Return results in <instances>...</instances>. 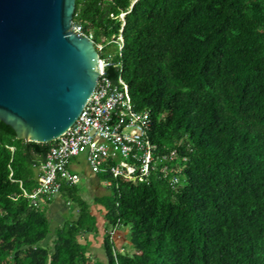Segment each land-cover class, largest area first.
Masks as SVG:
<instances>
[{"label":"trees","instance_id":"obj_1","mask_svg":"<svg viewBox=\"0 0 264 264\" xmlns=\"http://www.w3.org/2000/svg\"><path fill=\"white\" fill-rule=\"evenodd\" d=\"M133 1L76 0L73 24L116 63L106 76L128 83L160 155L176 151V171L138 183L100 175L113 181L95 197L104 260L78 183L37 204L25 195L53 142L18 138L0 120V264H264V0ZM60 195L76 208L53 226ZM123 227L133 253L115 243Z\"/></svg>","mask_w":264,"mask_h":264},{"label":"water","instance_id":"obj_2","mask_svg":"<svg viewBox=\"0 0 264 264\" xmlns=\"http://www.w3.org/2000/svg\"><path fill=\"white\" fill-rule=\"evenodd\" d=\"M75 9L76 0H0V120L18 138L62 136L98 86L100 52L72 29Z\"/></svg>","mask_w":264,"mask_h":264},{"label":"built area","instance_id":"obj_3","mask_svg":"<svg viewBox=\"0 0 264 264\" xmlns=\"http://www.w3.org/2000/svg\"><path fill=\"white\" fill-rule=\"evenodd\" d=\"M72 29L86 35L80 25L73 24ZM117 42L121 55L122 35ZM97 48L102 49L103 45L98 44ZM101 64V76L94 94L73 126L52 141L47 159L40 164L39 188L32 193L25 191L35 204L39 198L45 200L44 196L60 194L65 183L80 181L81 175L74 170L72 163L81 157L98 175L109 173L114 179L122 177L137 183L148 180L157 170L165 175L176 171L170 168L176 151L160 155L158 145L149 134V112L135 107L128 83L122 76L118 83L106 76V67L116 63L101 58ZM173 180L175 183L179 181L175 175ZM105 183L110 186L113 181L107 179Z\"/></svg>","mask_w":264,"mask_h":264},{"label":"crops","instance_id":"obj_4","mask_svg":"<svg viewBox=\"0 0 264 264\" xmlns=\"http://www.w3.org/2000/svg\"><path fill=\"white\" fill-rule=\"evenodd\" d=\"M84 166H85V169H83ZM72 167L78 172H79V170L83 169V174L90 181V187L94 188L95 190H98L100 192L99 193L100 195L105 194V192H103V193L101 192L102 181H103L102 177L92 171V169L89 167V165L87 164V162L84 159V157H81V158H78V159L74 160L73 163H72ZM63 201H64V199L60 195L51 203V206L49 207V214L54 220L53 226H55L57 224V222H61L63 220V216L65 214L64 213L65 210L62 211L61 213L59 211H55L54 210V205H57L60 202L63 203ZM99 205H101V204H99ZM101 207L102 208L100 209L99 214L98 215L95 214V213L94 214L97 216V219H98L99 223L101 221L102 223H104V226H105V223H106V219H105L106 211L104 210V207L102 205H101ZM92 211H93V207H92ZM104 231H105V228H104ZM101 232H102V230H100V233ZM102 234H104V232ZM114 236H116V238L114 237L115 238L114 240H115V243H116L117 247H119V249H122L124 247L123 246L124 244H123V239H122V235H121V230L120 231H116ZM93 238H94V236L89 234V239L92 240V244H91L92 252L94 254H96L97 256L103 258L104 260H107L105 249L102 247V245H99L98 242H95ZM102 242H101V244H102Z\"/></svg>","mask_w":264,"mask_h":264},{"label":"rangeland","instance_id":"obj_5","mask_svg":"<svg viewBox=\"0 0 264 264\" xmlns=\"http://www.w3.org/2000/svg\"><path fill=\"white\" fill-rule=\"evenodd\" d=\"M135 1V0H134ZM133 1V2H134ZM120 17H121V19L123 20L124 19V14H121L120 15ZM114 51V48H111L110 49V52H113ZM83 169H85V166H84V168ZM83 169L82 170H79V174L81 175V179H80V181L78 182V185H79V187H80V191H81V194L83 195V197L84 198H86L87 200H89V201H92V205H91V207H93V211H94V213L95 214H99V211H100V209L102 208L101 207V205H99L97 202H96V200H95V197L96 196H100V192L98 191V190H95L94 188H92V187H90V181L87 179V177L83 174ZM75 170V169H74ZM76 171V170H75ZM101 192L103 193V192H105V194L106 193H108L109 192V188L107 187V184L105 183V181L103 180L102 181V188H101ZM58 196H56L55 198H57ZM65 201H63V203L62 202H60V203H58L57 205H54V210L55 211H59L60 213L62 212V211H64L65 210V212H67V210H69L66 214V216H68L69 215V213L71 212V210H75V204H71L70 203V205L67 203V200L66 199H64ZM51 206V204L49 205V207ZM69 209H68V208ZM71 208V209H70ZM98 210V211H97ZM64 212V213H65ZM78 212H76V214H77ZM53 223H54V221H53ZM124 229H121V235H122V239H123V246H124V251H129L130 253H133L134 252V250H135V248H134V246L132 245V243H131V241H130V227L129 228H125V227H123ZM99 229L100 230H102V232L99 234V236H100V239H99V245H102L101 244V242L103 241V232H104V223H102L101 221H100V225H99ZM120 231V230H119ZM129 232V233H128ZM115 238H116V236H114ZM114 238V239H115ZM119 248V247H118Z\"/></svg>","mask_w":264,"mask_h":264},{"label":"bare ground","instance_id":"obj_6","mask_svg":"<svg viewBox=\"0 0 264 264\" xmlns=\"http://www.w3.org/2000/svg\"><path fill=\"white\" fill-rule=\"evenodd\" d=\"M101 69H102V64H101Z\"/></svg>","mask_w":264,"mask_h":264}]
</instances>
